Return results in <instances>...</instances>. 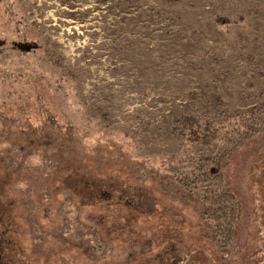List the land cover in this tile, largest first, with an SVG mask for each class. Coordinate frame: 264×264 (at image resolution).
<instances>
[{
  "label": "rangeland",
  "instance_id": "374dc122",
  "mask_svg": "<svg viewBox=\"0 0 264 264\" xmlns=\"http://www.w3.org/2000/svg\"><path fill=\"white\" fill-rule=\"evenodd\" d=\"M262 104L264 0H0V264L246 261L264 128L241 123ZM184 114L223 134L183 139ZM224 153L221 182L184 186ZM210 190L241 212L224 252Z\"/></svg>",
  "mask_w": 264,
  "mask_h": 264
},
{
  "label": "trees",
  "instance_id": "16d2710c",
  "mask_svg": "<svg viewBox=\"0 0 264 264\" xmlns=\"http://www.w3.org/2000/svg\"><path fill=\"white\" fill-rule=\"evenodd\" d=\"M209 19L216 26H225L241 23L245 20V17L242 14L215 12L209 16ZM250 86L253 87L252 85ZM244 112L248 115V119L241 123L244 127V131L255 130L258 125H263L264 128V104L249 107ZM221 115L223 114H220V116ZM104 118L108 119V114H105ZM181 121L186 130H176H178L180 137L188 141H198L203 144H210L223 134L221 127L216 126L212 120H206L205 125L202 126L199 116L184 114L181 116ZM256 131L259 132L260 129L258 130L257 128ZM226 158L227 153L217 154L215 156H200V168H197L191 174H187L184 180H182L184 186L191 189L192 186H194V183L198 181L206 182L211 179H216L221 182L223 177L221 169L226 165ZM79 179L81 180L83 187L87 189V193L85 194H87L88 197L95 198L99 196L98 192L95 193V188L97 187L95 182L86 183L87 178L84 176ZM84 182L86 183V186ZM209 195L210 197L207 198L208 203L217 205L215 213L212 215H217L222 220L221 224L216 227L215 233L218 239L216 243L218 245V243L221 242L218 247L224 252L227 250L228 243L231 242V237L234 233V225L239 219L241 212L240 210L233 208V196L228 192H217L216 194V192L210 190Z\"/></svg>",
  "mask_w": 264,
  "mask_h": 264
},
{
  "label": "flooded vegetation",
  "instance_id": "af4514ba",
  "mask_svg": "<svg viewBox=\"0 0 264 264\" xmlns=\"http://www.w3.org/2000/svg\"><path fill=\"white\" fill-rule=\"evenodd\" d=\"M256 201H262V198L257 199ZM260 204L257 203V206ZM257 206L254 208L252 212V216L250 219V224L248 225L247 228V233H252L249 234L250 241L252 242L251 249L249 250L251 253H248L247 256L245 246H243V250L240 253L239 256L241 258H248L246 261L245 260H239L238 262H235L234 264H264V208H262L260 211L257 210ZM257 212L260 214L259 219L254 217H257ZM184 247V245L182 246ZM179 262L177 264H207L204 262V259H201L200 261H195L192 258V255H182L179 254ZM257 256V257H256ZM227 257V256H226ZM253 257H256L253 259ZM249 258H251V261H248ZM208 264H215L213 261L208 263Z\"/></svg>",
  "mask_w": 264,
  "mask_h": 264
}]
</instances>
